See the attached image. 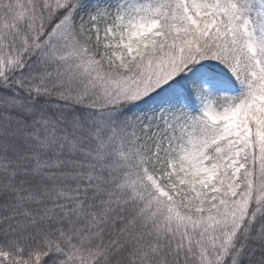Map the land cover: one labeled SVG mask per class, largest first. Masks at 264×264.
I'll return each instance as SVG.
<instances>
[{
	"label": "snow or ice",
	"instance_id": "1",
	"mask_svg": "<svg viewBox=\"0 0 264 264\" xmlns=\"http://www.w3.org/2000/svg\"><path fill=\"white\" fill-rule=\"evenodd\" d=\"M0 264H264V0H0Z\"/></svg>",
	"mask_w": 264,
	"mask_h": 264
}]
</instances>
